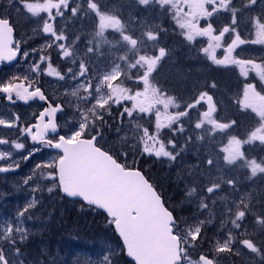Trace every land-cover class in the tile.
<instances>
[{
    "label": "rangeland",
    "instance_id": "374dc122",
    "mask_svg": "<svg viewBox=\"0 0 264 264\" xmlns=\"http://www.w3.org/2000/svg\"><path fill=\"white\" fill-rule=\"evenodd\" d=\"M183 1L0 0L2 13L11 15L15 29L21 31L20 46L30 25L36 32L32 49L42 48L29 71L25 65L29 48H23L14 77L17 83L53 78L48 89L65 104L60 126L65 138L99 133L97 145L127 167L144 171L156 164L168 175L166 181L178 184L182 194L177 199L170 200L173 190L164 189V194L183 223L178 227L184 252L181 264H200L199 254L216 264H264V251L252 240L264 235V98H255L249 85L236 94L225 87L226 79L220 84L206 80V74L234 65V59L224 48L220 62L216 47L203 44L195 0H190L195 9L187 23ZM250 1L243 8L253 16L243 20L257 34L264 22V5L256 4L258 15ZM60 20L64 34L45 31L46 25L53 28ZM173 20L188 30L186 36L181 29L177 32V44L190 55L181 52L174 58L165 48L172 43L167 21ZM182 55L193 62L196 79L187 81V95L176 100L171 92L163 94L160 78L171 73L182 76L176 67L184 62ZM41 56L55 58L57 67L43 63ZM237 64L242 72L243 64ZM137 78L141 105L127 101ZM208 95L214 97L217 110L209 115L203 102ZM36 114L27 107L16 108L6 119L0 117V155L17 169L15 175H0V264H119L124 257L112 221L104 214L97 219L90 207L64 198L55 175L60 154L35 150L26 135L21 137ZM120 122L126 125L119 127ZM7 124L14 126L7 129ZM188 204L191 209L185 211ZM73 216L79 217L77 227L67 224L56 241L48 238L49 224ZM87 227L93 230L89 237ZM28 243L43 248L41 263L21 253ZM199 246L205 251L198 252Z\"/></svg>",
    "mask_w": 264,
    "mask_h": 264
},
{
    "label": "water",
    "instance_id": "95a60500",
    "mask_svg": "<svg viewBox=\"0 0 264 264\" xmlns=\"http://www.w3.org/2000/svg\"><path fill=\"white\" fill-rule=\"evenodd\" d=\"M12 36L11 27L0 19V61L7 64L16 62L19 57L18 50H10ZM2 92L15 94L17 102L23 105L34 99L46 105L36 123L25 131L35 129L34 134H29L31 145L39 146L43 137L56 133L55 115L62 108L60 105L51 106L41 89L30 93L24 83H15L13 88ZM203 101L206 113H213V97L209 95ZM98 136L79 137L73 141L61 137L56 143H50V149L61 154L55 170L62 195L94 207L113 219L112 227L124 256L133 264H180V243L173 233V213L166 208L143 172L125 169L96 145ZM4 172L6 170H0V173ZM198 259L202 264H215L202 254Z\"/></svg>",
    "mask_w": 264,
    "mask_h": 264
},
{
    "label": "flooded vegetation",
    "instance_id": "af4514ba",
    "mask_svg": "<svg viewBox=\"0 0 264 264\" xmlns=\"http://www.w3.org/2000/svg\"><path fill=\"white\" fill-rule=\"evenodd\" d=\"M90 1H92L95 4L96 0H90ZM245 1L246 0H195L196 8L198 7V10L200 12V20L197 21L196 27H199L202 33L201 40L203 44L206 43V47H211V48L216 47V51L219 57L218 61H220L223 58V54L225 50H228L229 54L231 55V58L234 59V65L219 66L216 69H218L217 73L221 76L223 72L226 70L227 71L226 73L229 74L228 82L233 84L238 83V86L234 87L235 93L242 94V91L244 89L243 85H247V86L249 85L250 93L255 98H264V22L261 24V29L258 30L259 33L255 34L251 32L250 30L251 23L248 22L246 23V21L243 20V18L245 17L249 20V18L253 16L248 13H245V9L243 8V5L246 3ZM250 2L252 3L251 9L258 11V15H260V10L256 6V4L261 3L262 5H264V0H251ZM1 3L4 4L3 1H1ZM54 4L56 6V9H58L60 4L57 1ZM184 5H185V14H184L185 23H187L189 21V17L192 16L193 14L192 11L195 9V7H192L193 5L190 2V0H186ZM2 12H3L2 7L0 6V19L6 21L8 23V26H10L11 30L13 31V36H12L13 42L10 50L19 51L18 61L20 60V56L23 54L22 52L23 48L25 49L29 48L28 58H27L28 60L25 61V65L27 66L26 70L29 71V69H31V66L35 64L36 60L40 58L39 54L42 52L41 50L42 48L32 49V46L35 45L33 43L32 38L33 36H36L35 35L36 32L32 29L30 25L29 28L26 27V29L23 31L27 33L25 38V43L23 45L21 44L20 46L19 44L20 37L18 39V34L20 35L21 31L15 29L14 26L16 25L13 22L12 16L4 14ZM169 27H170L169 33L172 36H177V32H179L180 29L185 34V36L187 35L188 30H186V26L183 27L182 24L181 25L177 24V20H173L172 23L169 24ZM192 27L193 26L190 25V28ZM53 30H55V33L57 34L65 33L61 20L58 23H55L53 25V28L51 24L46 25L45 28L46 32H49L50 34L51 33L55 34ZM246 31L247 33H245ZM107 34L112 35L109 32ZM255 35H257L256 39L251 38L254 37ZM172 41L175 42L174 39H172ZM131 43L133 44L134 42L132 41ZM165 48L169 51V53H173V57L175 58L177 57V53H179L183 47L178 44H172V45H168ZM224 48L226 49L224 50ZM51 49H53V47ZM184 52L185 53L188 52L187 49ZM47 54L48 55L50 54L49 50L47 51ZM161 54H163L162 51L160 52V55ZM188 55H190L189 52ZM18 61L13 62L11 64H7L6 61L3 60L0 61V117L1 119L8 118L10 113L14 112L16 108L28 107L31 109V111H37V114L33 118H31L29 124L26 125V129L21 134V137L24 138L26 135V137L28 138V142L32 148L34 147L42 148L43 150L47 149L46 151L48 150L52 151L49 147L50 143H56L61 137L65 138L63 135H61V128H60L62 121L61 118L66 109L65 104L62 100L54 99L51 95V92L48 89V85L53 80V78L41 77L40 79L38 78L37 80L32 79L29 82L21 81L22 83H24L25 86L29 87L30 93H33L38 89H41L47 102L51 106L55 107L56 105H60L62 108V110L55 115V125L57 127L56 133L48 134L45 137H43L39 146L31 145L30 135L34 134L35 129L32 128L31 131L28 133L25 131L28 129V127H32L33 124L36 123L37 117L40 115V112H42L45 109L46 105L40 103L37 99H34L27 105H23L17 102L15 94L7 95L2 92V90L4 89L13 88L14 84L18 82L17 80H15L14 77L15 74L14 67ZM41 61L49 65L52 63V66L56 65L57 67L55 58L52 60L51 56L49 57L41 56ZM237 63L243 64L242 72L239 71ZM65 64L67 65V63ZM58 66L60 67L59 71L63 72V65L58 64ZM65 73L70 74V70L66 71ZM160 79L162 80V78ZM186 79L189 80L190 77H187ZM138 83L141 84V81L138 80L137 78V82L135 85L136 89L134 91L132 90L133 92L127 95L128 103L137 102L138 104L141 105L142 100L137 87ZM47 120L48 119L45 118V121ZM125 125H126L125 122H120L118 126L124 127ZM4 126L7 129H12L14 125L7 124ZM54 137H56L57 141L52 139ZM116 160L119 161L117 157ZM0 170H6V172L0 173V175H2V177L4 176L7 177V176L15 175V170L17 169L12 167V165L8 163L7 159H4L3 156L0 155Z\"/></svg>",
    "mask_w": 264,
    "mask_h": 264
},
{
    "label": "trees",
    "instance_id": "16d2710c",
    "mask_svg": "<svg viewBox=\"0 0 264 264\" xmlns=\"http://www.w3.org/2000/svg\"><path fill=\"white\" fill-rule=\"evenodd\" d=\"M167 24L169 25L168 21H167ZM168 33H169V31H168ZM169 36H170V41L172 42L170 45H172L174 43L177 44V40L179 38L177 36H172L170 33H169ZM172 39H174L175 42H173ZM166 46H168V45H166ZM181 52L182 51H180L179 53L181 54ZM179 53H177V55ZM179 58H181V59L184 60V62L183 61H179L180 64H177V66H176L178 69H181L182 76H180V77L183 78V80L179 81V78L180 77L177 78L175 73L167 74L165 78H162V91H163V94H167L168 92H171L172 96L176 100H177L178 97L180 99H183L185 97V95H187V93H188V90H189V87L190 86H189V84L187 82L188 80L186 78L187 77H190V79H192L193 81L196 79L195 76L192 75V73H191V69L193 68L192 67L193 62L190 63V60L189 61L188 60H185L184 57H183V55H182V57H179ZM223 75H224V79H226L229 76L228 73L226 75H225V73H223ZM206 77H207L206 80H208V78L209 79L216 80V83L217 84H220L221 81H223V78H222L223 76L219 75L216 71H215V73H213L212 76H209L208 74H206ZM223 83L225 84V82H223ZM205 85H208V82L207 81L205 82ZM194 86L195 87H199V85H197V84L194 85ZM237 86H238V83L237 84H233V83H229L228 82V85L225 86V87H228L229 90L234 91L235 90L234 87H237ZM209 90H211L210 86H209ZM219 90H220V88H219ZM180 94H183V96L180 97L179 96ZM243 116L244 115H239V118H241ZM240 121L241 120H237L236 122H240ZM157 167L158 166L156 164H153L151 166V169H155L157 171L155 173H152L151 169L150 170L149 169L148 170H144L143 172H144L145 176L147 177V179L151 182V184L154 186V188L159 192V194L163 198V201H164L165 206L169 210H171L173 212L174 217H175V219L177 221V225L175 226V232L178 235V233H179L178 227H181V225H183V223L181 222V219L179 217V213L176 211L175 208L172 207L171 202L174 201V199H177L182 194V191L180 189H178V184H175L174 181H168V180L166 181V178H168V175L162 173L161 170L158 169ZM158 178H161V183L163 185H160V181L158 180ZM164 189H169L171 191L173 190V193L171 194L172 197L170 198V200H172L171 202H170L169 198H167L166 193L164 194V192H165ZM183 194H184V192H183ZM184 195H187V192L186 191H185V194ZM188 198H189V196H188ZM181 199H184V196L183 195H182V198ZM256 207H261V204L256 205ZM90 209H91L92 212L95 213V216L97 217V219H101L102 217H104L103 214L100 211L95 210L93 208H90ZM183 209L186 211V210H190L191 207L188 204L186 206H183ZM87 214H89V213H87ZM58 220L59 221L55 222L57 225H53V224L50 225L49 224V226H50L49 228L51 230H50V233L48 235L49 236L48 238H50L52 240L55 239L54 241H56L59 238L58 236H60V234H61L60 228H65L66 226H69L67 224H72L73 227H77V225L80 222L78 216H76V217L73 216V219L72 220L66 219L65 222H63L61 220V218H59ZM252 223H253V221H252ZM111 230H112V228H111ZM86 231H87L86 237L87 236L89 237L92 234V233L91 234H88L89 232H93V230L90 227H87ZM112 232H113V234L115 236V233H114L113 230H112ZM95 233H97V232L95 231ZM95 233H93V234H95ZM178 236H180V235H178ZM115 238H116V236H115ZM252 240L257 245L259 243L258 246H259L260 252L264 251V249H263L264 247L261 248V246H264V235L261 238L259 236L255 237V238L253 237ZM54 241H51L48 244L51 247L50 252H52L54 250V245L51 244ZM199 248L200 249L198 250V252L205 251V247L204 246L203 247H200L199 246ZM21 250H22L21 253L29 254V256H32L33 257V258L32 257L30 258V261H33V262L37 261V263H38V260H40V263H41L42 260L40 259V257L43 260L45 259V254L42 251L43 248H41L37 244H32V243L30 244V243H28L26 246L22 247ZM121 256H123V250H121ZM119 264H132V263L129 262V261H127L125 258L122 259V257H121V262H119Z\"/></svg>",
    "mask_w": 264,
    "mask_h": 264
}]
</instances>
